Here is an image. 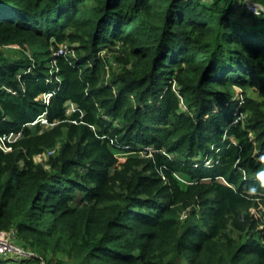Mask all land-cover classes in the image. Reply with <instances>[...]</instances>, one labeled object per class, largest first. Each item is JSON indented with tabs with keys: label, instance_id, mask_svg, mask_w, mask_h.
<instances>
[{
	"label": "trees",
	"instance_id": "16d2710c",
	"mask_svg": "<svg viewBox=\"0 0 264 264\" xmlns=\"http://www.w3.org/2000/svg\"><path fill=\"white\" fill-rule=\"evenodd\" d=\"M18 132L0 233L37 257L0 264H264V13L244 0H0V138Z\"/></svg>",
	"mask_w": 264,
	"mask_h": 264
},
{
	"label": "built area",
	"instance_id": "2783aa9c",
	"mask_svg": "<svg viewBox=\"0 0 264 264\" xmlns=\"http://www.w3.org/2000/svg\"><path fill=\"white\" fill-rule=\"evenodd\" d=\"M210 1V0H209ZM245 3L247 4V7L249 8L250 11L254 13H264V8L259 5H255L252 3L250 0H244ZM63 50H60L59 54H62ZM48 96V99H45L44 101L46 103H49L51 94H44ZM45 125V126H51V124L48 122L46 115H42L36 120L34 123L30 124L31 126H36V125ZM23 133L18 132V133H12L9 135H5L0 138V148L4 151H11L12 149L7 146L8 143L16 142L22 137ZM55 151H51L49 153V156L54 154ZM42 154V155H45ZM41 156V155H39ZM14 233H0V257H6V258H13V259H20V260H29V259H34L37 257V254L33 252L32 250H29L25 246L17 243L14 241Z\"/></svg>",
	"mask_w": 264,
	"mask_h": 264
},
{
	"label": "rangeland",
	"instance_id": "374dc122",
	"mask_svg": "<svg viewBox=\"0 0 264 264\" xmlns=\"http://www.w3.org/2000/svg\"><path fill=\"white\" fill-rule=\"evenodd\" d=\"M64 50H65V48H66V46H61ZM67 51H69V50H67ZM102 54H105V52H103ZM238 94H241V92L240 91H238ZM39 99H43V100H45V99H48V96L47 95H42V96H40V98ZM72 110V108H70V106H69V108H68V114H70V111ZM36 126H41L42 127V129H48L50 126H45V125H40V124H38V125H36ZM36 126H29V127H32V128H35ZM48 158H49V154H45V155H41V156H37V157H35V161L36 162H38V163H46V161L48 160ZM14 239V238H13ZM42 264H47L46 262H42ZM52 264H58L57 263V261L56 260H54L53 262H52Z\"/></svg>",
	"mask_w": 264,
	"mask_h": 264
},
{
	"label": "clouds",
	"instance_id": "9594fccd",
	"mask_svg": "<svg viewBox=\"0 0 264 264\" xmlns=\"http://www.w3.org/2000/svg\"><path fill=\"white\" fill-rule=\"evenodd\" d=\"M261 175H264V173H261Z\"/></svg>",
	"mask_w": 264,
	"mask_h": 264
}]
</instances>
